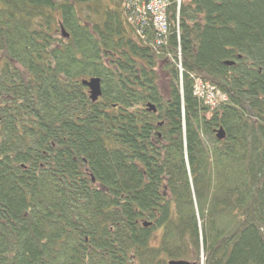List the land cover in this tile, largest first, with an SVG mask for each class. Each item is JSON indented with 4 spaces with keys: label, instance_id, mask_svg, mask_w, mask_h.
Segmentation results:
<instances>
[{
    "label": "trees",
    "instance_id": "obj_1",
    "mask_svg": "<svg viewBox=\"0 0 264 264\" xmlns=\"http://www.w3.org/2000/svg\"><path fill=\"white\" fill-rule=\"evenodd\" d=\"M102 1L0 0V12L14 6L13 24L23 27L11 38L0 26V45L11 47L17 60L33 44L43 54L37 64L28 60L34 79L21 68L11 70L15 63L9 61L0 70V134H5L0 139V264H101L102 254L105 264H115L114 258L116 264H168L181 257L204 264H264V101L258 96L264 92V0H183L179 25L186 71L203 67L226 86L236 75L224 62L237 52L261 66L246 71V90L238 79L231 89L234 106L219 105L212 120L199 115V107H205L190 82L181 90L173 62L159 63L154 45L140 43L119 0H108L102 24L92 27L94 32L105 27L106 41L84 36L70 46L44 42L53 36L55 14L78 41L79 7ZM176 2L170 4L173 31ZM173 35L164 53H176ZM94 65L105 73L99 75L103 96L96 103L79 82ZM159 67L170 74L168 98L157 101L155 113L132 105L135 83L143 88L140 100L154 95L155 80L162 78ZM9 83L19 87L12 92ZM7 103L19 113L11 115ZM118 126H125L119 135ZM221 126L223 140L215 134ZM25 163L47 166L35 173L43 188L38 195L32 185L19 182L17 169ZM30 195L53 202L56 224L42 219ZM82 195L89 206L100 208L94 215L70 206ZM153 203L161 207L158 214L150 209ZM160 225L156 246L152 235Z\"/></svg>",
    "mask_w": 264,
    "mask_h": 264
},
{
    "label": "bare ground",
    "instance_id": "obj_2",
    "mask_svg": "<svg viewBox=\"0 0 264 264\" xmlns=\"http://www.w3.org/2000/svg\"><path fill=\"white\" fill-rule=\"evenodd\" d=\"M121 4V8L126 14L127 21L131 23V25L135 28V32L137 35H139L143 39V42L140 41L141 44H148L150 46H153V48L156 49L158 56L157 61L159 63L165 64L166 62H173V65L176 67L178 73V80L179 84L181 85L182 90V84L185 81H188L192 84L193 89V96L197 98V100L204 105L205 108L199 107V115L202 118L212 120L215 118L213 112L218 109L219 105H233V98H232V92L231 89L237 88L236 82H238V79L241 80L245 86V90L248 88L249 83L246 80L247 73L246 71H259L261 66L260 63L252 59L251 57H246L245 54L241 52H237L236 58H232L229 60H226L224 62L225 66L232 67V74L236 75L235 77H232L230 81H228V84L224 86L219 78L218 75L214 74L210 70H204L203 67H190L189 71H186V68L184 67V64H186L185 55H183V45L181 41V34L183 33L182 26L179 25L180 22V13L182 9V5L184 3L183 0H177L176 2V12L174 14L176 15V24H175V30H172V22H170L171 18V0H167V2L163 0H119ZM108 3V0H103L102 5L96 3H90L89 5H82L79 7L78 12L80 16L83 18L80 22L77 23V27H83L82 29H79L82 33V36L80 38L73 37L72 30L69 29V31L65 28V21L61 19V15L55 14V18L52 19L53 23V36L50 35L47 37V41L51 46L54 47H61L66 43V46H70L72 44H78L81 41L82 38H91L95 37L100 41H106V37L104 36V33L106 34L108 31L105 29V27L101 26L98 28L97 32H94L92 27L95 25H100L102 22L100 21L101 13L103 12V5H106ZM109 5H106L108 7ZM147 6H150V9L147 13ZM14 6L9 7L6 9V11L0 12V26L4 27V30L11 32V38H13L17 33H22L23 27L14 26V20L16 19V16L14 14ZM90 23V24H89ZM36 29L41 30L40 27L36 26ZM147 29H150L152 31L153 36L147 31ZM16 33V34H15ZM174 34V35H173ZM172 35L177 37V48L176 53L172 54L168 50V53H164L161 49L169 47V43H171ZM119 36H117L118 38ZM132 38V37H131ZM130 37L125 38V41L131 40ZM121 40V38H119ZM107 42H110L107 40ZM22 44V43H21ZM26 44H29L26 42ZM30 49L32 50L30 53H25L23 59H15L13 57L12 48L9 46H6L5 44L0 45V70L3 69L2 65L9 61L10 63H15L14 65H11L10 69L13 68L23 70V72L27 73V75L32 78H36L33 75L32 67L28 65V60H33L30 64H37L42 61L41 57L43 54L39 51V45L33 44L29 45ZM39 52H38V51ZM166 50V49H165ZM32 53V54H31ZM196 51H193V55L196 56ZM40 57V58H39ZM94 61V60H92ZM113 64L116 65V62L113 60ZM69 66V70H74V65L69 63L66 64ZM28 66L29 68H27ZM65 66L64 64L61 66ZM59 66V68L61 69ZM113 70V67H110L108 69V72ZM138 70V67H137ZM161 70V71H160ZM158 75H160V79H156L155 83L158 85L157 89L154 90V95L150 94L149 99L147 100H140V98L143 96V88L142 85H139L138 83H135L132 85V92L137 93V96L131 97L130 102H132V105L138 106L142 109H145L149 112H156L157 111V101L159 99L164 100V98H168L170 91L168 88V83H170V74L167 73L166 70L156 69ZM90 74V76L82 77L79 82L85 87L87 93L89 94V97L91 99V102L96 103L99 102L102 99L103 96V78L99 75H104V71L101 70L97 66H92L91 69L86 70ZM130 73L133 76H140L141 74L137 73L135 70L130 69ZM130 75H127L130 79ZM71 78V77H70ZM215 81H218L220 84H217L213 82V79ZM234 78V79H233ZM18 79H15L17 83ZM36 80V79H35ZM99 81L101 93L98 95L95 99L92 98L93 96V88L92 85L95 84V81ZM139 82V80H138ZM129 82H125L124 84H128ZM112 88L110 90H113L115 93H117V84L115 82H111L110 85ZM9 88L13 87L14 92L17 87L12 84H8ZM119 87V86H118ZM180 90V91H181ZM114 93V94H115ZM183 94V92L181 91ZM113 94V95H114ZM148 95V93H146ZM109 96V97H113ZM141 96V97H140ZM259 98L264 101V92H260L258 94ZM16 97L20 98V95H16ZM109 100V99H108ZM119 101V100H118ZM7 106L10 108L8 111L11 115H16L19 113L18 110H15L12 108L11 103H7ZM115 107V105H111ZM118 106V105H117ZM20 121L24 122V119L22 118ZM22 124V123H20ZM124 125V124H123ZM185 125V124H183ZM59 127H72L69 124L66 123H59ZM125 126L117 127V134L119 135L120 132H122L125 128ZM216 138L219 140H223L226 137V131L223 126L217 127L215 130ZM5 134H0V139L4 137ZM106 148V146H105ZM104 150L108 152L107 148ZM6 154V158L9 159L8 154L10 152H4ZM2 158V157H1ZM5 160L7 161V159ZM3 159V158H2ZM53 165H58L57 158H52ZM42 167L44 169L45 165H33V164H24L21 168L17 169V172H19V182L25 183L28 185H32L34 187V190H37L38 193L43 191V188L41 187V182H36L35 180V173L36 171ZM87 168V167H86ZM88 169V168H87ZM90 169V168H89ZM93 169V168H91ZM189 169V168H188ZM90 175V173H89ZM32 178L33 180L31 181ZM93 181L95 182V178L93 177ZM36 195V194H34ZM77 198V199H76ZM73 199L72 204L70 205L72 208H78V209H85L86 215L95 214L99 209L94 208V206H89L90 200L85 198L83 195L80 197H76ZM40 196H37V199L35 196L30 195L29 200L31 203L35 206L38 205L39 212L41 213V217L46 223L48 222L50 225L56 224L58 222V217L55 214V207L53 202H48L45 200H40ZM150 209L153 214H158L161 211V207L158 203H153L150 205ZM100 213V212H99ZM199 216V213H198ZM200 217V216H199ZM199 225L201 227V222H199ZM144 227L150 226L149 222L143 223ZM156 229L155 233L152 235V244H153V238L157 233H160L161 238V232L164 229L163 225L157 226L154 228ZM160 243V240H159ZM159 243L156 245L158 246ZM54 245V244H53ZM203 248V244H201V249ZM180 256L185 255V252L183 250L180 251ZM104 254L101 255L102 263L105 264V256ZM113 257V254L111 255ZM203 257V256H202ZM115 264L117 260L114 258ZM188 263V264H204L203 260H200V263L197 261H192L190 259H186L185 257L181 258H174L171 259L168 264H179V263Z\"/></svg>",
    "mask_w": 264,
    "mask_h": 264
},
{
    "label": "water",
    "instance_id": "obj_3",
    "mask_svg": "<svg viewBox=\"0 0 264 264\" xmlns=\"http://www.w3.org/2000/svg\"><path fill=\"white\" fill-rule=\"evenodd\" d=\"M92 88H93L92 98L95 99L101 93V88H100V84H99L98 80H97V82L95 81V84L92 85ZM173 264H175V263H173ZM179 264H188V263L183 262V263H179Z\"/></svg>",
    "mask_w": 264,
    "mask_h": 264
},
{
    "label": "rangeland",
    "instance_id": "obj_4",
    "mask_svg": "<svg viewBox=\"0 0 264 264\" xmlns=\"http://www.w3.org/2000/svg\"><path fill=\"white\" fill-rule=\"evenodd\" d=\"M160 240V233H157L153 238V244H158Z\"/></svg>",
    "mask_w": 264,
    "mask_h": 264
},
{
    "label": "built area",
    "instance_id": "obj_5",
    "mask_svg": "<svg viewBox=\"0 0 264 264\" xmlns=\"http://www.w3.org/2000/svg\"><path fill=\"white\" fill-rule=\"evenodd\" d=\"M163 1L167 2V0H163ZM146 10H147V13H148V11L151 10L150 9V6H147V9Z\"/></svg>",
    "mask_w": 264,
    "mask_h": 264
}]
</instances>
